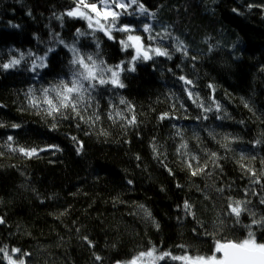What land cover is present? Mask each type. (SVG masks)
<instances>
[{
	"label": "trees",
	"instance_id": "16d2710c",
	"mask_svg": "<svg viewBox=\"0 0 264 264\" xmlns=\"http://www.w3.org/2000/svg\"><path fill=\"white\" fill-rule=\"evenodd\" d=\"M138 3L148 12L133 5L117 26L170 59L131 64L134 50L119 42L128 33H93L67 15L76 0H0V264H127L153 248L207 257L249 230L264 243V223L252 224L264 220V0ZM65 44L123 66L124 87H98L83 120L29 102L69 78ZM39 57L47 67L33 72ZM235 201L245 209L238 222L228 214Z\"/></svg>",
	"mask_w": 264,
	"mask_h": 264
},
{
	"label": "snow or ice",
	"instance_id": "6c2138e0",
	"mask_svg": "<svg viewBox=\"0 0 264 264\" xmlns=\"http://www.w3.org/2000/svg\"><path fill=\"white\" fill-rule=\"evenodd\" d=\"M136 5L141 14H146L148 10L144 8L142 4L138 3V0H76V8L67 13L70 17H79L85 19L88 22V28L96 31L103 32L109 40L114 39L112 36V31L115 30L120 33H128L125 39H121L119 42L122 45V50L127 51L129 48L134 50V55L132 57L131 64L138 58H143L144 60L152 59V53L156 56H166L171 58L169 52L161 47H151L145 46L141 35H133L135 31L134 28L128 25H120L119 27V17L121 15H130L127 10ZM154 16V13L151 14ZM143 31L145 33H151L152 27L150 24L145 23L143 25ZM85 35V33L78 31L77 36ZM159 35V33H158ZM161 36V39H164ZM147 39H155V37L149 35ZM63 43V41H61ZM98 46V45H97ZM71 53L69 60L70 76L67 79H61L58 83L52 85L49 88L42 89V97L35 98L30 97V104L33 107H39L40 104L47 105L45 111L48 115L54 116V114L64 115V110H70L72 114L79 117L81 120L84 116L81 114V109L87 111L88 107H91L92 93L100 86H105L111 84L113 87L123 88L124 85L120 81V72L123 71L122 65H116L115 68L107 65L102 59L94 58L91 54H83L80 49H78L74 44L69 46L65 44ZM51 51V49H49ZM177 51H182L184 55H187V49L183 45L177 47ZM29 55H33L29 53ZM195 59V56L192 57ZM23 59V54H21L20 59H12L10 63L2 65L3 68H11L15 65H19ZM39 63H33L31 65V70L35 72L38 68L47 67L46 57H39ZM130 71H134V66L129 68ZM180 80L184 81L185 84L191 85L192 81L187 80L185 77L181 76ZM32 92V90H30ZM189 97H192V92H188ZM121 104L126 103L123 99L120 101ZM120 115V113H117ZM65 118H67L65 116ZM161 116V119H164ZM99 119V116L96 117ZM91 120V117H89ZM129 123H135V117L129 120ZM18 127V126H16ZM12 138L9 137V140ZM75 139V138H74ZM182 148L186 145H181ZM226 147V146H225ZM20 152L24 153L26 156H32L36 154V149L25 150L19 149ZM213 158L216 154H212ZM193 159H196L193 157ZM243 159V157H241ZM188 167L192 169V164L189 162ZM243 167V165H242ZM203 168H197L192 171V175H197V172H202ZM251 171V170H249ZM255 176V173L252 172ZM259 182V181H254ZM264 203V200L260 201ZM185 209H189L190 206L186 203L184 205ZM229 215L233 216L236 221H239L242 211L245 209L242 207L241 201H235L228 205ZM3 223V220H0ZM264 223V220H253V225H260ZM0 251H4L0 249ZM19 252V249L14 250ZM7 256V252H5ZM165 257H170L172 260H178L184 262V264H264V243H258L254 233L249 230L247 233V238L235 241V240H223L217 241L214 244L213 254L210 256H174L169 252H163L159 255L156 254V249L147 250L139 253L138 256L129 261V264H144L145 258H150L149 264H152L154 260H163ZM9 264H16V261L12 260L9 256ZM97 259H100L97 257ZM19 264H24L21 260Z\"/></svg>",
	"mask_w": 264,
	"mask_h": 264
},
{
	"label": "rangeland",
	"instance_id": "374dc122",
	"mask_svg": "<svg viewBox=\"0 0 264 264\" xmlns=\"http://www.w3.org/2000/svg\"><path fill=\"white\" fill-rule=\"evenodd\" d=\"M14 258V257H13ZM21 260H23L24 261V258H20V260H18L17 262H16V264H19V262L21 261ZM149 260H150V258H145V261H144V264H149ZM7 261H8V264H9V259L7 258ZM161 260H154L153 262H152V264H157L158 262H160ZM24 264H25V261H24ZM127 264H129V263H127Z\"/></svg>",
	"mask_w": 264,
	"mask_h": 264
}]
</instances>
